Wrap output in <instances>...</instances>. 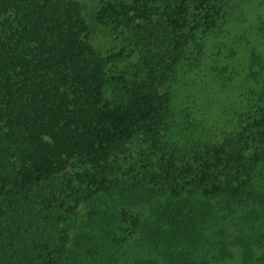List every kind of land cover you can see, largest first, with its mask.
<instances>
[{
  "label": "trees",
  "instance_id": "trees-1",
  "mask_svg": "<svg viewBox=\"0 0 264 264\" xmlns=\"http://www.w3.org/2000/svg\"><path fill=\"white\" fill-rule=\"evenodd\" d=\"M262 2L0 0V264H264Z\"/></svg>",
  "mask_w": 264,
  "mask_h": 264
},
{
  "label": "rangeland",
  "instance_id": "rangeland-1",
  "mask_svg": "<svg viewBox=\"0 0 264 264\" xmlns=\"http://www.w3.org/2000/svg\"><path fill=\"white\" fill-rule=\"evenodd\" d=\"M84 6L85 9L88 13H92L93 8L97 7V4L99 3L100 0H80ZM262 4H256L255 8L253 9L252 12V18L255 22L264 25V22L261 23V20L264 21V0H262ZM235 31V29H233V25L231 26V32L233 33ZM263 34H264V30H262ZM94 43L96 46H98L100 49H102V51L106 52L109 49H113L114 45H115V41L113 40V37L111 35H105L104 32H96L94 34V39H93ZM245 48V46H243ZM240 53H242V47L239 49ZM239 53V54H240ZM243 55V54H242ZM232 67V66H230ZM228 72H230V70L228 69ZM227 76V74H225ZM225 82H227V84L224 86L227 88V86L229 87H233V84L235 83V81L233 80L232 82L224 79ZM215 83V89L209 94V97L211 99V103L213 106V110L216 111L218 106H221L222 104H226V106H230V104L234 103L237 97V92L234 90L229 91L228 94L225 93V91H222L220 88L221 82L219 81V79H217L216 81H214ZM235 85V84H234ZM219 89L221 91H219ZM222 107V106H221ZM229 264H239L238 261L236 262L235 260H231L229 261Z\"/></svg>",
  "mask_w": 264,
  "mask_h": 264
}]
</instances>
